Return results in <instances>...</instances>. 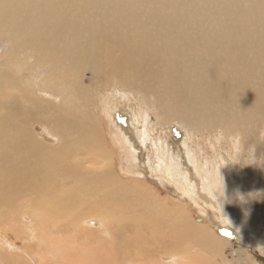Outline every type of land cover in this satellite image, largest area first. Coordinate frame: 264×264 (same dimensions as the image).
Segmentation results:
<instances>
[{
  "label": "bare ground",
  "instance_id": "bare-ground-1",
  "mask_svg": "<svg viewBox=\"0 0 264 264\" xmlns=\"http://www.w3.org/2000/svg\"><path fill=\"white\" fill-rule=\"evenodd\" d=\"M6 1L0 2V25L17 31L18 44L49 52L60 66L72 69L79 77H85L90 66L96 67L90 70L93 75L98 70L103 72L102 76L115 74L118 81L113 79L109 83H117L124 87L122 90L131 89L139 100L152 103L158 126L180 121L192 137L218 131L221 140L235 137L234 146L239 153L255 145L256 156L241 158L234 152L229 160L223 157L222 168L214 175L216 183L206 186L202 179L204 172L203 186L198 187V192L197 186V190L190 187L191 178L200 170L195 161L194 166L184 168L181 158L174 154L175 176L165 170L148 168L142 143L138 154L135 147L128 145L139 136L138 130L129 134L130 128L124 126L120 136L125 148L130 150L129 173L121 170L120 174L116 170V143L109 141L106 134L107 106L94 102V94L98 92L93 84L83 83L84 78L75 80L76 85L67 98L57 103L44 101L35 91L32 77H22L17 61L0 51V59L6 56L12 64L1 65L4 67L0 71V227L16 226L13 221L22 212L36 218L38 237L64 235L66 238L60 239V243L66 242L68 233H72L75 241L92 236L94 227L104 234L109 231L113 249L105 245V251H89L85 260L88 264H108L109 257L116 253L134 262L144 258L139 264L146 261L158 264L162 256L167 261L189 256L193 261L207 264L204 255L214 256L221 250L222 242L216 233L221 231L220 227L209 232L206 224L194 223L188 218V211L183 212L182 206L174 205L173 197L158 193L145 175L147 172L170 187V191L176 188L193 200L199 195L207 204L204 207L207 213H219L229 222L232 218L233 226L238 228L243 224L247 231L252 229L248 232L255 240L261 241L260 235L264 239L263 232L260 233L264 231V216L255 208L260 206L257 199L251 197L253 186L260 191L258 182L262 175L259 177L258 172L264 174V0ZM2 4H8L6 7L11 10L1 16ZM191 4H197L198 13L188 8ZM24 10L32 16V23L21 22L18 11ZM60 10H63L60 17L73 16L90 28L115 29L116 33L105 32L103 38L92 34L96 46L126 47L128 36L134 31L130 43L131 47L134 42L132 53L115 57L113 64L102 68L97 54L89 59L78 50L82 48L81 36L74 29L64 28L62 39L66 34L72 36V49L67 51L61 39L54 41L55 44L50 39L44 40L43 25L49 18L56 20ZM144 48L146 53L155 50L154 58L141 56ZM157 53L165 68L158 63ZM47 64L45 57L40 58L29 68L30 76L44 71ZM51 80L58 85L68 78L59 72ZM37 122L46 123L48 130H36ZM50 139L56 140V144ZM216 159L219 160L218 156ZM256 160H261L260 166H255ZM223 179L226 196L221 200L218 195L223 196V191L217 193L216 189ZM191 207L190 210L194 208ZM0 242L2 246L7 244V249H0L4 252L0 254V264L20 263L21 259H7L8 250L21 249L26 256L40 255L43 250L42 241L35 243L37 250L34 243L28 245L22 238L16 242L4 235ZM62 247L67 251L72 246ZM69 251L76 252L73 248ZM68 253L71 257L72 252ZM31 258L36 264H44L32 255Z\"/></svg>",
  "mask_w": 264,
  "mask_h": 264
},
{
  "label": "rangeland",
  "instance_id": "rangeland-1",
  "mask_svg": "<svg viewBox=\"0 0 264 264\" xmlns=\"http://www.w3.org/2000/svg\"><path fill=\"white\" fill-rule=\"evenodd\" d=\"M0 2L7 3L6 0H0ZM7 5L8 4H2L4 9L1 10V16L5 15V11L11 10L6 7ZM188 8L195 13L199 12L197 4H191ZM18 12L20 15L21 22L28 21V23H32L33 18L29 12H27L26 10H24L23 12L21 11H18ZM57 12H58V16L56 20L49 18L46 25H43L42 37L44 38V40L50 39V41L54 43V41H58L59 39H61L63 42L62 47L65 49V51H67L69 49H72L71 44H70V37L72 36H69L66 34V37L63 40L62 36L65 35L64 28L65 26H67L66 31H72V29H74V31L78 33V36L79 37L81 36L82 48L78 50L84 52L89 59H91V57L95 58L97 54V59L99 60L100 67L102 68H107L111 64H113L115 57L126 56L132 53L131 47H133L134 42L131 44V47H130V43L132 40V33L134 31H131V33L129 34L128 43L126 47L115 48L113 46H110L109 44H104L102 46H96L92 38V34H97L98 38H103L106 35L105 32L116 33L115 29L111 28L107 30H100L97 28H90L89 26L85 25L82 21L77 20L73 16L63 15L62 17H60L63 10H60ZM16 32H17L16 30H11L10 28H7L4 25H0V51L2 53H8L9 56H12L17 61V63L19 64L20 72H21L20 75L22 77H25V78L32 77L34 89L39 94L38 96L42 98L44 101H47V102L52 101V102L57 103L60 101V99L67 98L71 94V90L73 89V87L76 85L75 80L80 81V79H83V78H84L83 83L93 84L94 88L97 89L96 91L98 93L94 94L95 95L94 102L96 103L99 102L102 105L107 106L106 117L109 120V127H108V131L106 134L108 135L109 141L111 140L113 141L114 144L116 143L115 144L116 146L115 151L117 155L116 170L118 171V173L122 174L121 170L124 173H127V170H128L127 166L129 163L128 153L130 150L125 148V144L123 143L122 138L120 136V131H122L121 128L124 126H126L127 128H130L128 129L130 130V132H128L129 134L133 132H137L138 130L139 136H136L134 140L133 139L132 140L130 139L131 141L128 140L130 142V144L128 142V145H130V147L132 148L135 147L134 149L135 151L137 150L136 152L138 154L140 151L138 148H141L140 142L142 143V149H144V152H145L143 158H144V162L148 164V168H151L153 170H156L157 168L158 170H161V172L165 170L170 174V176L171 175L175 176L177 172L173 164L174 161H172V156L174 154H177L181 158V160L184 163V168L194 166L195 164L199 165L200 170L198 174L191 178L192 185L190 187H193V188H196L195 186H197V188L201 187L202 189V186H203L202 179H204V183L206 184V186H208L209 184L216 183V177H214V175H217V172L221 170L220 168H222V165L224 163V158L229 157L228 158L229 160L232 157V154L234 152L239 153L235 149V146H234L235 137L233 136H230L229 140H227V137L221 140L219 138L221 133H219L218 131H215L214 134H210L209 132H207L208 133V134L206 133L207 135L204 134L206 135L205 137H198L199 135L204 136L202 135L203 134L202 133V134H199L198 136L197 135L194 136L195 137L194 138L190 135L187 126L181 123L180 121L173 123L174 125L173 124L166 125V126L156 125L155 120H157V116L154 115V112L152 109V103L147 102L146 100L142 98L141 100H139L136 97L137 96L136 93L131 89L122 90L121 88H124V87L118 86L117 83H109L113 79H116L118 81V78L115 74H110L108 76H105V75L102 76L103 72H100L98 70L99 73L97 75H93L90 70L96 67L90 66V70L86 72L87 75L85 77L84 75L79 77L72 69H68L64 65L60 66L58 61H54L55 59L54 56L50 57L49 52L46 53L45 50H42V49L37 51L27 46H24L22 44H18L15 38L16 35L18 36ZM13 39L16 40L17 45L15 44ZM12 44H14V47L12 46ZM36 53L38 54L36 55ZM145 54H146V57H148V59L154 58L155 50H150L146 53V48H144V52L143 54L141 53V56ZM42 57H45L48 61V64L46 65L44 71H40L34 74L33 76H30L29 68L33 66L34 63L37 62ZM156 58L158 59V61H160L158 63L165 68L166 65L164 64L162 60L158 58V53L156 54ZM2 62H4L5 64H2ZM1 65L6 66V65H12V64L7 61L6 56H3V58L0 59V68H1ZM3 67L0 69V71L2 72H3ZM59 72L63 73L64 76L68 78V81L64 80V81H61L58 85H55L52 82L51 77L54 75V73H59ZM158 76H159V72H157V78ZM65 88H68V91H64ZM9 90L15 91L12 88H10ZM54 95H56V97H54ZM89 107L93 108L94 106L89 105ZM37 123L39 125L36 124V130H41V131L48 130L46 123L44 122H37ZM40 125L41 126L43 125L42 127H44L45 129H41ZM214 135H217L216 137L218 138L219 146L216 143V139ZM126 137L128 136L126 135ZM232 137L234 138V141ZM127 139H129V137ZM50 141L52 144H56V140L50 139ZM221 142H224V144L221 145ZM131 144H133L134 146ZM133 154L135 156L137 155L136 153H133ZM251 155L252 154L248 150L245 156H248L250 158ZM216 156H218L219 160L216 159ZM261 160L255 161V162H258L255 164L256 167L260 166L259 161ZM193 161H195L194 165L192 163ZM239 161L242 164L241 166L243 168L242 161L240 159ZM245 170H246V166H245ZM204 172H205V178L201 179L202 174ZM209 173H211L212 176H210ZM145 175L148 176V178L151 180L150 182L155 186L159 194L164 196L165 194L168 193V195H170L171 198L173 197L172 199L174 201L175 206L180 205L182 206V210H184L183 212L188 211L187 212L189 214L188 218L189 219L191 218L194 223H198V224L204 223V225L206 224L207 228L206 227L205 228L209 232H210V229H217V227H220L219 229L222 231V233L221 231L219 232L216 231V233L220 237L221 242H222L221 250L217 252L214 256L204 255L207 257V264H264V239L262 238V235H260L261 241H259L258 239H256L257 240L256 241L254 237L250 236L251 235L250 232H248L252 229L248 231L244 229L245 227H243V224H242L243 222L240 223L242 224V226L239 225L241 228L240 227L237 228L238 225L233 226L230 223V222L233 223L234 219L230 218L231 221L229 222L227 219L223 218L222 216L220 217L219 213H217L219 215L217 214L211 215L210 213H207L206 208L204 209L205 206L207 207V204H205L206 202L204 201V199L201 200L200 199L201 197H198L199 195L198 196L195 195L196 197L193 200L192 197H190L189 195L183 196L184 192L182 191L183 193H181L176 188H174L175 191H170L169 189L170 187H166L160 181H157L156 177L150 176L147 172L145 173ZM258 175L259 177L262 175L260 177V182H258V184L260 185V191L257 190L256 186H253V193L251 197L257 199L260 205L259 206L260 208L259 207H255V208L258 213L261 212L262 216H264V186L262 187L260 184V183L264 184L263 171L258 172ZM199 188L197 190L198 192H199ZM166 191H169V192H166ZM196 201H199L202 204L200 203L197 205L195 204ZM195 205H197L198 207ZM191 206L194 208H192ZM190 207L192 208V210H190ZM200 207H203V209ZM255 208L253 207V210ZM253 210H250V213H254L255 211ZM199 219H203L204 221L200 222ZM13 223L16 226L0 227V241H1L2 236L5 235L6 237H9L10 239L15 240L16 242H19L22 238L23 240L27 241L26 244L28 245L34 243L33 246L36 247L35 248L36 250L38 249V246L36 244H39V241H42L44 245L43 246L41 243V247H42L41 250L42 249L43 250L40 251V255L32 253V254H27L28 256H26V253H23L20 251L21 249L13 250L15 252H18L19 254L8 250L9 253H8L7 259L11 261L21 259L19 264H36V262L34 263L32 259L33 257L31 258V255L34 256L35 259L38 258L37 260L44 264H72L71 262L75 263L77 261H78L77 264H88L85 262V260L86 258L89 257V251L98 252V253L101 252L102 249H104L105 251L106 250L105 245H107V248L109 247L110 249H113L112 243L110 242L112 239L110 232L107 231L106 234H104L98 231L96 227H94L92 236H89L85 239L84 237H81L80 240L77 239L74 241L72 239V233H68L66 242L64 241L65 243L62 242L63 243L62 244L60 243L59 240L60 239L64 240L66 238L64 235H53L51 237L45 236L41 238L38 237L36 218L33 217L30 213L23 214L22 212H20L18 214L17 220L13 221ZM83 224H86V223L83 222ZM208 225L210 226L209 228H208ZM225 226L227 227L224 228ZM211 231H214V230H211ZM262 232L264 235L263 230L260 231V233ZM225 233H229V236L225 235ZM231 233L232 234L234 233V234L232 235ZM29 235L33 237L29 238ZM72 242H75V244L72 245L71 244ZM61 245L66 246V248H68L67 246L70 245V247L71 246L72 247L69 248V250L73 248V250L76 252L67 250L68 252H72L71 253L72 256L70 257V254L65 250V247H62ZM5 246H7V244H5L4 246L0 244V249L2 248L7 249ZM75 246L79 247V249ZM57 249L59 251H57ZM191 251L196 252V249H193ZM73 253L77 254V255H74L75 257L77 256L76 261H74L75 257H73ZM0 254H4L3 250H0ZM123 256L122 254L120 256L118 253L111 255L109 257V262L111 261L110 262L111 264H115V263L116 264H139V261L144 259V258H141V259H138L136 262H134L131 259L126 258L125 256L123 258ZM115 257L119 258L118 259L119 262L118 260H116L117 258ZM162 257L159 258V261L157 262L158 264H165L166 262L167 264H203L198 261H193V259L189 258V256H186V258L179 257L177 258L176 261L175 260L167 261V260H164ZM160 259H163V260L161 261ZM120 260L122 262H120ZM160 261L161 263H159ZM146 263L149 264V261L148 262L146 261L145 264ZM89 264H104V263L100 262V263H89Z\"/></svg>",
  "mask_w": 264,
  "mask_h": 264
},
{
  "label": "clouds",
  "instance_id": "clouds-1",
  "mask_svg": "<svg viewBox=\"0 0 264 264\" xmlns=\"http://www.w3.org/2000/svg\"><path fill=\"white\" fill-rule=\"evenodd\" d=\"M252 153V155L255 157V145H252L249 149ZM247 154L246 151L242 150L241 153H239V155L241 156V158H243V156H245ZM217 193H219L221 190L223 191V196H219L218 195V199L224 200L225 196H226V185L224 183V179L222 180V183L217 185Z\"/></svg>",
  "mask_w": 264,
  "mask_h": 264
},
{
  "label": "snow or ice",
  "instance_id": "snow-or-ice-1",
  "mask_svg": "<svg viewBox=\"0 0 264 264\" xmlns=\"http://www.w3.org/2000/svg\"><path fill=\"white\" fill-rule=\"evenodd\" d=\"M225 235H229V233H225Z\"/></svg>",
  "mask_w": 264,
  "mask_h": 264
}]
</instances>
